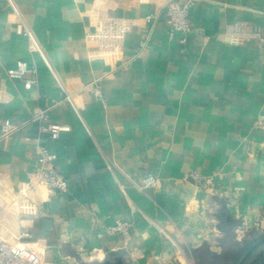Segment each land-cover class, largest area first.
<instances>
[{
  "label": "crops",
  "instance_id": "1",
  "mask_svg": "<svg viewBox=\"0 0 264 264\" xmlns=\"http://www.w3.org/2000/svg\"><path fill=\"white\" fill-rule=\"evenodd\" d=\"M167 1L0 0V133L22 124L0 139V238L42 264H264V0H195L185 41ZM92 5L131 20L116 48L88 43ZM236 22L251 34L231 42ZM20 59L38 69L33 88L7 72ZM38 108L49 117L30 120ZM47 121L71 131L53 139ZM40 147L69 190L35 187L17 213L11 191L34 181ZM149 173L159 185L141 189ZM120 219L129 241L104 230Z\"/></svg>",
  "mask_w": 264,
  "mask_h": 264
},
{
  "label": "built area",
  "instance_id": "2",
  "mask_svg": "<svg viewBox=\"0 0 264 264\" xmlns=\"http://www.w3.org/2000/svg\"><path fill=\"white\" fill-rule=\"evenodd\" d=\"M146 1V0H138ZM195 0H169L166 2L167 22L169 24V35L174 37L181 33L186 40V35L192 31L190 10ZM95 9L88 11L90 19V29L87 32V38L93 41L102 50H112L118 46L126 37L132 28V22L128 18L112 16L105 12L101 6L94 5ZM153 19V15L146 16V20ZM17 32L29 38L31 48H38V41L28 26L27 22L18 16ZM244 34L251 33L245 30L242 23H233L228 27L227 38L231 42L238 41ZM148 38L141 42L143 49L147 45ZM12 78L21 79L26 88L30 89L37 85L38 69L34 64L27 60L20 59L16 65L7 70ZM92 92L101 97V87L97 84L91 86ZM49 117L48 109L38 108L30 118L33 121H42ZM264 116H260L255 125L260 127L263 124ZM22 124H14L6 119L1 126L0 139L9 138L17 128ZM70 124H62L56 121H47L42 124L41 129L47 131L53 139L60 138L64 132L71 131ZM41 167L34 174V181L28 183L25 187H19L18 190L11 191L16 212L25 213L34 210L35 206L30 201L31 190L35 187L46 189L50 192H67L69 190V181L65 174L60 172L55 166L56 154L47 148H39ZM197 179L198 175L193 176ZM198 180V179H197ZM159 185V178L149 173L140 184L141 189L155 188ZM133 210L139 209L134 203L131 204ZM104 230L110 235H122L127 241L132 238L133 223L128 220H117L114 224L104 227ZM170 239V237H168ZM42 256L38 250L30 246L28 242L20 237L12 241L0 238V264H42Z\"/></svg>",
  "mask_w": 264,
  "mask_h": 264
},
{
  "label": "rangeland",
  "instance_id": "3",
  "mask_svg": "<svg viewBox=\"0 0 264 264\" xmlns=\"http://www.w3.org/2000/svg\"><path fill=\"white\" fill-rule=\"evenodd\" d=\"M93 9H95V6L94 5H92L90 8H89V10L88 11H90V10H93ZM105 11V10H104ZM90 29V22H89V27H88V30ZM88 30H87V32H88ZM86 39H87V41H88V43L89 44H91V45H93V46H95V47H97L98 49H100L93 41H91V40H89L88 38H87V33H86ZM198 175V174H197ZM198 179V180H197ZM197 181H200L202 178L198 175V177H197Z\"/></svg>",
  "mask_w": 264,
  "mask_h": 264
},
{
  "label": "trees",
  "instance_id": "4",
  "mask_svg": "<svg viewBox=\"0 0 264 264\" xmlns=\"http://www.w3.org/2000/svg\"><path fill=\"white\" fill-rule=\"evenodd\" d=\"M244 264H259L258 260L256 258L254 259H247V261Z\"/></svg>",
  "mask_w": 264,
  "mask_h": 264
}]
</instances>
